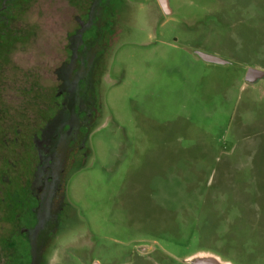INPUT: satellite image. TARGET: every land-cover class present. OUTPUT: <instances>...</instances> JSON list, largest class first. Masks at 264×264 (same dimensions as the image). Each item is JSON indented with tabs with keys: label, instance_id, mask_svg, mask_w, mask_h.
<instances>
[{
	"label": "rangeland",
	"instance_id": "rangeland-1",
	"mask_svg": "<svg viewBox=\"0 0 264 264\" xmlns=\"http://www.w3.org/2000/svg\"><path fill=\"white\" fill-rule=\"evenodd\" d=\"M168 1L171 14L160 0H113L95 116L61 150L64 229L45 264H264V78L246 82L264 71V0ZM90 2L20 0L28 37L0 73V107L21 128L22 199L40 185L29 134L57 102V69ZM15 227L0 212V264ZM15 241V263L28 264V241Z\"/></svg>",
	"mask_w": 264,
	"mask_h": 264
},
{
	"label": "flooded vegetation",
	"instance_id": "flooded-vegetation-1",
	"mask_svg": "<svg viewBox=\"0 0 264 264\" xmlns=\"http://www.w3.org/2000/svg\"><path fill=\"white\" fill-rule=\"evenodd\" d=\"M73 1L76 6L83 2ZM90 3V8L77 17L78 28L63 51L64 58L57 69L61 74L57 102L51 106L39 130L30 129L29 138L38 149L35 181L39 180L40 185L35 197L22 199L20 196L21 128L0 107V212L3 218L17 226L11 238L6 239L7 246L13 243L6 264H20L15 263L14 258L18 235H22L30 246L28 264H45L55 237L64 229L61 216L64 197L58 176L65 167L61 168V150L81 144L80 131L95 116L96 108L92 101L95 87L101 83L98 74L103 59L101 48L108 34L104 32L106 28H113L121 13L113 0H91ZM19 4L20 0H0V73L8 68V59L19 53V46L28 37L21 35L18 28ZM168 7L170 9L169 1ZM165 13L171 14L172 11ZM108 22H111L110 26ZM87 33L90 34L88 37ZM38 175L40 179H37ZM28 213L33 217V224L22 226L21 216Z\"/></svg>",
	"mask_w": 264,
	"mask_h": 264
},
{
	"label": "water",
	"instance_id": "water-1",
	"mask_svg": "<svg viewBox=\"0 0 264 264\" xmlns=\"http://www.w3.org/2000/svg\"><path fill=\"white\" fill-rule=\"evenodd\" d=\"M160 1L162 3V6L164 7L165 11L167 13H169L170 9L167 6L166 0H160ZM197 55L201 59H203L204 61L209 62V63H215V64H227L228 63L224 59H221V58L213 56V55L205 54L202 52H197ZM262 78H264V71L251 68L247 72L246 82L248 84H254ZM189 263L190 264H228V263L222 262L218 257L212 256V255H196V256H193L190 258Z\"/></svg>",
	"mask_w": 264,
	"mask_h": 264
}]
</instances>
